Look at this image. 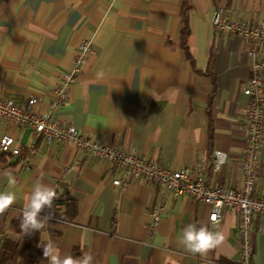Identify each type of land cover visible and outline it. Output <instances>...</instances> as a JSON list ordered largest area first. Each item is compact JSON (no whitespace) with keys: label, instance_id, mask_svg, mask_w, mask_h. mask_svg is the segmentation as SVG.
<instances>
[{"label":"crops","instance_id":"0c3cea01","mask_svg":"<svg viewBox=\"0 0 264 264\" xmlns=\"http://www.w3.org/2000/svg\"><path fill=\"white\" fill-rule=\"evenodd\" d=\"M263 8L264 0H0V98L24 105L35 97L34 109H46L60 73L73 68L79 45L88 40L92 51L54 118L174 170L199 164L206 183L237 190L246 143L242 90L251 75L249 45L211 22L219 9L231 19L256 23ZM3 134L16 139L22 156L34 141L29 126L11 121L0 120ZM34 146L28 168L0 151V172L13 171L25 188L0 217V264H47L41 244L48 239L62 254H92L93 264H237L234 210L223 209L213 223L209 207L190 196L143 181L114 186L119 171L92 156L76 159L71 142L39 138ZM214 150L226 155L218 170L212 168ZM258 157L255 194L263 196L264 129ZM37 179L57 192L54 218L49 227L25 235L19 218ZM0 189L9 190L2 178ZM159 205V223L149 232L152 209ZM189 223L222 231L224 243L207 255L188 253L180 238ZM251 242L252 264H264V215L253 217Z\"/></svg>","mask_w":264,"mask_h":264},{"label":"built area","instance_id":"2783aa9c","mask_svg":"<svg viewBox=\"0 0 264 264\" xmlns=\"http://www.w3.org/2000/svg\"><path fill=\"white\" fill-rule=\"evenodd\" d=\"M262 15L256 23H248L231 19L218 9L213 14L211 22L215 29L223 33L237 34L249 45L246 56L251 75L242 90L247 97L246 143L242 154L243 179L239 189L206 183L203 166L199 164L174 170L156 161L146 160L132 150L92 140L73 125H65L54 118L53 114L66 103L75 76L81 71L86 57L92 51V44L88 40L79 45L74 55L73 68L60 73L57 84L51 90L52 97L46 109L42 111L34 109L39 101L35 97L27 98L24 105L11 98H0V120L11 121L17 126H29L34 135V141L25 156L21 154L20 144L8 134L0 137V151L16 156L21 161L22 167L28 168L36 154L34 144L37 139L41 138L47 143L71 142L75 147L76 159L81 156H92L119 171L120 175L112 180L114 186L143 181L175 195L190 196L209 207V220L213 223L220 220L223 209H232L239 217L240 247L236 262L252 264V220L255 215H264V195L255 194L258 154L264 129V56L261 55V48L264 46V8ZM225 157L224 152L214 150L212 168L220 169ZM162 210V205L152 209L149 232L158 225Z\"/></svg>","mask_w":264,"mask_h":264},{"label":"clouds","instance_id":"9594fccd","mask_svg":"<svg viewBox=\"0 0 264 264\" xmlns=\"http://www.w3.org/2000/svg\"><path fill=\"white\" fill-rule=\"evenodd\" d=\"M103 73H98L102 76ZM0 178L9 186L8 191L0 189V217H2L16 202L25 188L19 183L13 171L0 172ZM27 196L21 209L19 218L20 231L25 235L40 232L49 227V222L54 218L53 204L58 199L54 187L37 179L27 189ZM43 257L47 264H93L94 257L84 253L81 257H74L72 253H63L52 239L42 240ZM225 241L222 231H210L207 226L194 223L187 224L182 231L180 242L182 247L191 254L207 255L210 251L221 246Z\"/></svg>","mask_w":264,"mask_h":264},{"label":"trees","instance_id":"16d2710c","mask_svg":"<svg viewBox=\"0 0 264 264\" xmlns=\"http://www.w3.org/2000/svg\"><path fill=\"white\" fill-rule=\"evenodd\" d=\"M188 10V7L185 5V4H183V7H182V13H184L185 11H187ZM184 21V27H183V29H182V46L184 47V48H186V46H185V38H186V36L188 35V26H187V22H186V20L184 19L183 20ZM71 203V202H70ZM35 242V238H31L30 239V241L28 242V244L25 246V249L26 250H28V249H30L31 247H32V244Z\"/></svg>","mask_w":264,"mask_h":264}]
</instances>
